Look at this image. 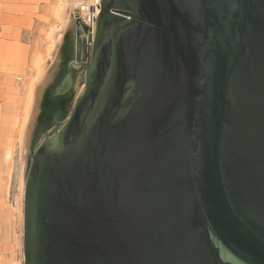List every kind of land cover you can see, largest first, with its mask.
I'll use <instances>...</instances> for the list:
<instances>
[{
    "label": "water",
    "instance_id": "obj_1",
    "mask_svg": "<svg viewBox=\"0 0 264 264\" xmlns=\"http://www.w3.org/2000/svg\"><path fill=\"white\" fill-rule=\"evenodd\" d=\"M83 28L84 90L28 158L24 264H264V0H101Z\"/></svg>",
    "mask_w": 264,
    "mask_h": 264
},
{
    "label": "rangeland",
    "instance_id": "obj_2",
    "mask_svg": "<svg viewBox=\"0 0 264 264\" xmlns=\"http://www.w3.org/2000/svg\"><path fill=\"white\" fill-rule=\"evenodd\" d=\"M57 2L0 0V264H15L17 261L24 264L23 194L20 213L16 206L20 193L19 171L16 169L18 162L15 161L14 173L8 178L5 151L14 138L26 81L35 74L33 66L36 57L46 45L48 28L42 23L48 26L56 23L54 9ZM35 20L41 23L36 28ZM85 43H88V33L76 18L56 51L59 55L54 56L53 64L45 71L47 79L39 93L27 158L47 133L57 124L62 125L81 93L79 87L84 78L85 59L80 61L76 55L79 52L81 58L86 57L89 50ZM73 61L76 63L71 65Z\"/></svg>",
    "mask_w": 264,
    "mask_h": 264
},
{
    "label": "bare ground",
    "instance_id": "obj_3",
    "mask_svg": "<svg viewBox=\"0 0 264 264\" xmlns=\"http://www.w3.org/2000/svg\"><path fill=\"white\" fill-rule=\"evenodd\" d=\"M99 3L101 4V0H58L54 9L56 23L47 29L46 45L44 50L37 55L33 66L35 74L30 77L28 81H26V92L19 112V119L16 124L17 127L15 128L14 138L5 151V160L8 164V178H10V175L14 173L16 164L15 161L19 164L16 166V169L19 171L18 182L20 193L18 203L16 205L19 213L21 212V207L23 206L22 194L24 198L26 186V170L29 158H27V151L29 148L28 141L31 135L33 121L36 117L39 93L41 91L42 84H44L45 79H47V75L45 74V71H47V64H53L55 53L60 44L63 42L64 35L71 25L72 20L76 19L80 13H87L90 16L98 15L99 17L101 12V8L98 6ZM95 28L96 26L93 25V29ZM93 29L91 32L89 31L92 34L94 33ZM75 63L76 62L73 61L71 65H74ZM84 86L85 82L82 81L79 87L81 88V92L84 90ZM18 102L19 101H17V103ZM42 142L43 139L38 143L37 148ZM37 148L33 151H36ZM8 184L9 183H7V186ZM17 262H15V264H19Z\"/></svg>",
    "mask_w": 264,
    "mask_h": 264
},
{
    "label": "built area",
    "instance_id": "obj_4",
    "mask_svg": "<svg viewBox=\"0 0 264 264\" xmlns=\"http://www.w3.org/2000/svg\"><path fill=\"white\" fill-rule=\"evenodd\" d=\"M98 6L101 8V4L99 3ZM77 19L80 21V23L87 27L88 29H93V25L96 26L97 20H98V15H88L87 13L85 14H79Z\"/></svg>",
    "mask_w": 264,
    "mask_h": 264
},
{
    "label": "crops",
    "instance_id": "obj_5",
    "mask_svg": "<svg viewBox=\"0 0 264 264\" xmlns=\"http://www.w3.org/2000/svg\"><path fill=\"white\" fill-rule=\"evenodd\" d=\"M56 22V21H55ZM41 23H39V21H37V20H35V23H34V27L36 28L38 25H40ZM43 24V26L47 29V28H49V27H51V26H48L46 23H42ZM55 55H59V53H55ZM49 63V62H48ZM48 66H49V64H47V68H48ZM49 68H50V66H49ZM2 76V75H1Z\"/></svg>",
    "mask_w": 264,
    "mask_h": 264
},
{
    "label": "flooded vegetation",
    "instance_id": "obj_6",
    "mask_svg": "<svg viewBox=\"0 0 264 264\" xmlns=\"http://www.w3.org/2000/svg\"><path fill=\"white\" fill-rule=\"evenodd\" d=\"M79 38H81V37H79ZM84 45L86 46L87 43H85ZM76 58H78L77 55H76ZM84 59H85V57H84V58H80L79 60L82 61V60H84Z\"/></svg>",
    "mask_w": 264,
    "mask_h": 264
}]
</instances>
